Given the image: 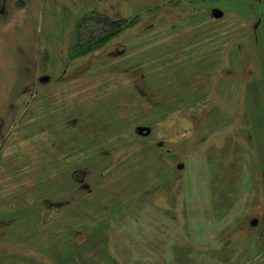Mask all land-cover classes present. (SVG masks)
Masks as SVG:
<instances>
[{
	"label": "rangeland",
	"instance_id": "1",
	"mask_svg": "<svg viewBox=\"0 0 264 264\" xmlns=\"http://www.w3.org/2000/svg\"><path fill=\"white\" fill-rule=\"evenodd\" d=\"M51 1L20 102L37 119L26 145L62 167L45 221L75 211L78 224L56 252L0 246V264H262L264 0ZM92 12L133 25L82 56ZM8 47L3 109L20 70Z\"/></svg>",
	"mask_w": 264,
	"mask_h": 264
},
{
	"label": "crops",
	"instance_id": "2",
	"mask_svg": "<svg viewBox=\"0 0 264 264\" xmlns=\"http://www.w3.org/2000/svg\"><path fill=\"white\" fill-rule=\"evenodd\" d=\"M50 2L52 1L0 0V49L4 46H11L8 48H10L9 56H12L8 59L12 64H16L17 68L19 63L20 68L19 73L16 71L12 73L13 98L11 102L6 105L5 109L0 107V246H21L29 249L33 247L56 252L60 248L59 244L62 239L70 237L71 232L68 233V231L70 227L76 228L78 220L73 217L75 211H72L69 216L70 221H67L68 216H64L62 212L45 221V217L50 214L48 213L50 209L46 208V204L50 202L57 206V202L55 204L52 201L59 199L57 196L60 194L57 192L60 191L62 185L60 182L62 167L60 164L56 167L52 163L48 166V162L44 161L48 159L46 151L35 149L31 151V146L26 145L32 140L30 134L32 127L37 126L35 123L37 119L32 120V114L27 112L31 105L23 107L20 102L21 95L27 94L32 89L30 88L31 76L22 75L23 71L20 66L23 61L35 57V50H32L35 40L33 36L39 31L40 24L45 26L47 17L45 18L44 9L46 5H51ZM217 14L221 16L217 17ZM223 16L224 12L217 8L213 12V18L216 21L222 19ZM235 26L234 31L238 29V25ZM202 27L206 26L201 24L200 28ZM46 29L52 28L48 26ZM220 36L223 37V34ZM7 37L14 41L7 42ZM221 40L222 38L219 39V47L223 44ZM221 48L220 54H222ZM14 57L17 60L15 62ZM25 83L27 85H24ZM32 105H37L35 108L38 112L35 117H41L44 110H47L43 103ZM41 124L43 123H39L38 126L41 127ZM3 144H5L4 150L2 149ZM88 150L87 158L95 157L93 150ZM76 152L75 158L78 159L79 153ZM56 159L55 156L54 160ZM126 175L125 173L120 174L118 178L121 181H127ZM109 182H111L110 178ZM260 220L264 223V218L254 217L250 222L251 226L257 227ZM263 258L264 254L259 255L258 261ZM256 261L252 263L258 264Z\"/></svg>",
	"mask_w": 264,
	"mask_h": 264
},
{
	"label": "trees",
	"instance_id": "3",
	"mask_svg": "<svg viewBox=\"0 0 264 264\" xmlns=\"http://www.w3.org/2000/svg\"><path fill=\"white\" fill-rule=\"evenodd\" d=\"M92 24L94 27L89 26ZM133 25L132 20L113 19L105 14L92 13L89 17L81 19L78 32V45L82 44L81 55H86L95 50L111 37L123 32Z\"/></svg>",
	"mask_w": 264,
	"mask_h": 264
},
{
	"label": "water",
	"instance_id": "4",
	"mask_svg": "<svg viewBox=\"0 0 264 264\" xmlns=\"http://www.w3.org/2000/svg\"><path fill=\"white\" fill-rule=\"evenodd\" d=\"M221 14H217V17H220ZM138 134H142V135H145V136H148L150 134V129L148 128H144V127H141L138 129Z\"/></svg>",
	"mask_w": 264,
	"mask_h": 264
},
{
	"label": "flooded vegetation",
	"instance_id": "5",
	"mask_svg": "<svg viewBox=\"0 0 264 264\" xmlns=\"http://www.w3.org/2000/svg\"><path fill=\"white\" fill-rule=\"evenodd\" d=\"M0 9H1V7H0Z\"/></svg>",
	"mask_w": 264,
	"mask_h": 264
}]
</instances>
